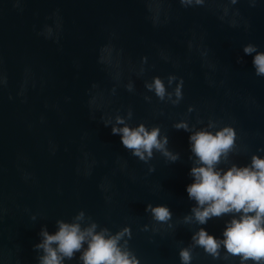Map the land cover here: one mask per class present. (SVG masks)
Returning <instances> with one entry per match:
<instances>
[{
	"label": "water",
	"instance_id": "water-1",
	"mask_svg": "<svg viewBox=\"0 0 264 264\" xmlns=\"http://www.w3.org/2000/svg\"><path fill=\"white\" fill-rule=\"evenodd\" d=\"M249 43L264 52V0L187 8L179 0H0V264H38L41 227L54 234L57 220L71 222L81 210L113 234L129 227L140 264H181L179 251L199 227L223 238L230 214L184 223L195 203L186 191L195 157L190 133L173 125L199 130L211 120L213 134L233 127L235 149L218 165L225 170L264 157V76L243 52ZM107 46L110 64L101 62ZM169 75L177 81L168 91L183 79L175 106L145 88L155 76L167 87ZM129 109L131 127L159 126L168 136L176 162L155 150L140 161L104 125ZM149 203L170 209L172 227L153 220ZM220 251L213 259L196 247L191 264H240ZM79 255L65 264H80Z\"/></svg>",
	"mask_w": 264,
	"mask_h": 264
},
{
	"label": "clouds",
	"instance_id": "clouds-1",
	"mask_svg": "<svg viewBox=\"0 0 264 264\" xmlns=\"http://www.w3.org/2000/svg\"><path fill=\"white\" fill-rule=\"evenodd\" d=\"M180 4L187 8L190 6H203L205 0H179ZM231 5H235L237 0H229ZM251 6L255 7L256 0H249ZM156 15L153 17L157 22L159 7L155 9ZM223 20L229 13V7H223ZM239 12H234L233 16H238ZM233 27L237 26L235 19L230 21ZM51 28L47 29L50 35ZM191 47V45H189ZM113 49L107 46L102 49V63L110 64ZM245 55L253 56L252 64L257 76H264V52L258 51V46L249 43L243 47ZM254 54V55H253ZM206 55V53H204ZM147 58H142V64ZM144 71L140 68V73ZM117 74V78H118ZM177 81V77L169 75L167 77V87L159 76L153 77L151 82H145V88L149 92H154L155 96L164 102L178 105L183 99L182 87L183 79L180 78L172 91H168ZM6 82V79H5ZM96 87V85H93ZM129 92L134 91V85L130 81L126 85ZM113 93L115 88H113ZM145 100L150 101L151 97L145 96ZM95 100L90 103H94ZM189 112L193 111L191 107ZM132 118V110L129 109L127 117L115 116V123L110 117L104 120V125H111L113 135H120L123 146L130 150L132 155L140 161L147 163L153 158L154 150L160 152L171 162H176L180 155L169 150V138L161 135L159 126L150 129L144 123L136 127H131L127 120ZM177 130H184L190 133L189 143L192 153L193 166L190 176L193 183L186 187L188 198L194 201L190 214L183 217L184 223H196L206 225L212 218H220L230 214L231 219L225 222L223 238L210 235L204 227L192 234V243L188 247L181 248L179 257L181 264H191L194 248L201 247L213 257L221 258V248L226 249L223 259L229 257H239L240 264H264V157L253 154L249 164L238 166L231 163L227 169L218 167L221 162H227L229 154L235 149L237 133L231 126H224L213 131L217 127L216 123L209 121L205 128L193 130L186 121H180L173 125ZM149 171H154L150 168ZM146 212H150L153 220L158 223H167L173 213L165 205L153 206L148 204ZM35 220V216L32 217ZM57 231L50 234L46 226L41 227L39 233L41 241L34 245V249L41 254L38 256V264H65L71 261L80 253L78 260L80 264H140L137 256L128 247V240L131 239V229L123 227L116 233H112L106 227H100L91 217H86L81 210L75 215L71 222L64 220L56 221ZM99 229V230H98ZM148 226H144L146 231ZM156 231L157 229H153ZM85 245H87L85 247Z\"/></svg>",
	"mask_w": 264,
	"mask_h": 264
}]
</instances>
